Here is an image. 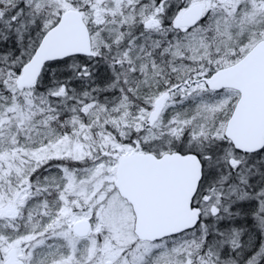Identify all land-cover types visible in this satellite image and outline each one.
I'll use <instances>...</instances> for the list:
<instances>
[{
    "label": "snow or ice",
    "instance_id": "obj_1",
    "mask_svg": "<svg viewBox=\"0 0 264 264\" xmlns=\"http://www.w3.org/2000/svg\"><path fill=\"white\" fill-rule=\"evenodd\" d=\"M0 264H264V0H0Z\"/></svg>",
    "mask_w": 264,
    "mask_h": 264
}]
</instances>
